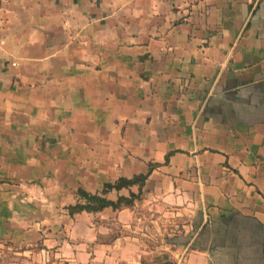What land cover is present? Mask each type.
Returning a JSON list of instances; mask_svg holds the SVG:
<instances>
[{
    "label": "crops",
    "instance_id": "0c3cea01",
    "mask_svg": "<svg viewBox=\"0 0 264 264\" xmlns=\"http://www.w3.org/2000/svg\"><path fill=\"white\" fill-rule=\"evenodd\" d=\"M161 259L264 264V0H0V264Z\"/></svg>",
    "mask_w": 264,
    "mask_h": 264
},
{
    "label": "trees",
    "instance_id": "16d2710c",
    "mask_svg": "<svg viewBox=\"0 0 264 264\" xmlns=\"http://www.w3.org/2000/svg\"><path fill=\"white\" fill-rule=\"evenodd\" d=\"M167 159V157H166ZM153 165H150L148 171L144 174L134 175L131 178L119 177L115 180L114 183H104L102 190L98 193H89L82 188L76 190V195L78 200L72 205L66 207L68 214L73 216L76 213L87 211V212H97L106 207H112L114 209L120 208L122 206L129 207L132 206L134 200L139 198L141 187L144 185L146 178L148 177L151 168ZM132 185L139 186V192L133 193L130 192L129 196H118L116 201L109 200L105 195L111 190H120L122 188H127ZM170 264V263H162Z\"/></svg>",
    "mask_w": 264,
    "mask_h": 264
},
{
    "label": "rangeland",
    "instance_id": "374dc122",
    "mask_svg": "<svg viewBox=\"0 0 264 264\" xmlns=\"http://www.w3.org/2000/svg\"><path fill=\"white\" fill-rule=\"evenodd\" d=\"M166 262L169 263L167 260H164V259H161V260H160V264H162V263H166Z\"/></svg>",
    "mask_w": 264,
    "mask_h": 264
}]
</instances>
